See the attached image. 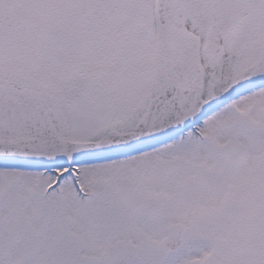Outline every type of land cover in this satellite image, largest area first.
<instances>
[{
  "label": "snow or ice",
  "instance_id": "1",
  "mask_svg": "<svg viewBox=\"0 0 264 264\" xmlns=\"http://www.w3.org/2000/svg\"><path fill=\"white\" fill-rule=\"evenodd\" d=\"M0 264H264V0H0Z\"/></svg>",
  "mask_w": 264,
  "mask_h": 264
}]
</instances>
